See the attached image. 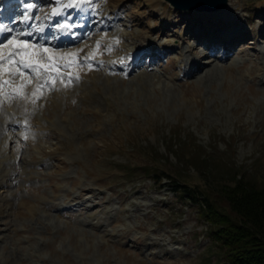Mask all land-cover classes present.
<instances>
[{
	"label": "rangeland",
	"instance_id": "374dc122",
	"mask_svg": "<svg viewBox=\"0 0 264 264\" xmlns=\"http://www.w3.org/2000/svg\"><path fill=\"white\" fill-rule=\"evenodd\" d=\"M39 1L35 28L54 8ZM228 3L229 21L165 0L86 3L84 37L49 46L76 49L55 61L79 80L63 87V68L53 73L60 88L31 107L13 100L24 123L0 126V264H227L176 185L214 193L234 175L264 186V0ZM99 35L115 42L85 61L82 47L96 49ZM154 42L169 48L146 55ZM45 43L28 45L39 53Z\"/></svg>",
	"mask_w": 264,
	"mask_h": 264
},
{
	"label": "bare ground",
	"instance_id": "6f19581e",
	"mask_svg": "<svg viewBox=\"0 0 264 264\" xmlns=\"http://www.w3.org/2000/svg\"><path fill=\"white\" fill-rule=\"evenodd\" d=\"M50 1L53 2L54 8L50 12V16H49L50 19L48 20V24H42L39 27L35 28V27H32L31 24L33 23L37 25V22H36L37 18L34 17V11L36 7L39 6L40 4L39 0H0V126H8V125L11 126V123L14 124L17 120L18 122H20V124L24 123L25 112L23 111L22 114H19L20 110L17 107L10 106L13 100L21 101L20 104L22 105V107H23V104L26 105L25 108L31 107L30 106L31 99H23V98H15V97L10 98V93L12 94L14 93L16 86H18L22 80L25 82L27 81L26 75L24 77H21L20 75H15V76L10 75L11 72L15 71L16 63L18 61L23 60L25 63L32 64L33 67L39 68V70L41 72H44L45 75L52 76L53 73H57L54 70V66L57 64L56 63L57 61H55V59L58 60V58L61 57L63 59L69 60L70 58L75 57L74 55H76L77 51L76 49L73 50V48H71L72 50H66L65 52H63L62 49H60L61 51L59 52H54L53 49L50 48L49 46H53L56 49L66 44H70L77 38L84 37L83 29L85 27H84V23L82 22V18L84 16L83 12L88 9L87 7L88 5L86 3H80L79 0H71V2L76 3L77 6L76 7H65V5L70 2V0H54V1L50 0ZM14 4H19V6L21 7V11L18 16L19 22L14 25V26L20 25L21 27L20 29L16 27L12 28V24L10 23L12 21V18H14L13 15H17V13H15L16 11H14V13L11 12V7ZM27 5H32L31 9H29ZM228 8H229V3L224 9H219L216 11L202 10V11H193V12H196L199 14H208V15L211 14V16H213L215 19H218V18L225 19L226 18V21H229V18H231L232 16L228 14L227 12V10H229ZM53 11H56L59 14L52 15ZM67 11H72V12L82 14V17H80L78 24L75 27H72L71 31H68L62 27H58L64 23H68L69 25L73 24L71 22H68L67 20L62 19L63 15H65V12ZM223 12H226L227 16H223L222 15ZM88 14H90V12ZM51 19H52V22H51ZM54 24H57V26H53ZM47 27H51L53 29L52 32H54L55 34V37L53 40L46 39L45 37L46 32H47ZM12 30L15 31L13 33H16L17 31H19L14 36V37H18L19 40L25 41L27 42V44H29L30 41L32 42V38L35 40V42H39V43H42V41H45L46 47H43V51L37 53L32 48L29 49L30 47L26 49H13V47L9 46L8 44H3L2 42L4 40L9 41L10 38L8 37V35L9 33L12 32ZM20 33H25V35H19ZM242 35H244V33ZM35 36H37V38ZM99 36H102V35H99ZM99 36L97 37L96 41L98 40L99 42L107 43L108 45L115 42L112 37H106V36L99 37ZM192 37H194L195 41H197L198 44L208 46V43L206 42L203 44L202 40L200 39V36H197V35L195 36L194 34H192ZM239 38L240 36L238 35V32L236 30H232L231 32H229V34L226 37L227 42H229V49H231L232 45H234V43ZM87 44H85L82 47L84 57L89 56V54L93 52V48L92 47L88 48ZM116 45H118V43ZM85 47H86V51H84ZM158 47H159V44H156V42H154L151 46L146 48L145 50L146 55L156 54L154 51ZM162 47L163 46H160L159 49L163 50V52L168 50L169 48L168 45H165L163 48ZM13 50L21 52L22 54L10 59L9 54ZM226 51L229 52V50H226ZM163 52H160V53H163ZM58 55L60 56L58 57ZM138 55L139 53H136V55L133 54V57L135 56L134 58H136V56ZM55 56L57 58H55ZM203 56H206V55H203ZM139 60H140L139 58L133 59V61H135L134 62L135 64H137ZM189 60L191 59L183 55V61L186 62V65L189 64ZM112 61L113 60L109 59L110 63ZM199 66L200 65L197 64L196 67L193 69L191 68V70L193 72L197 71ZM29 69L30 68H21L20 70L24 72L25 70L28 71ZM46 69H49L51 71H46ZM31 80H32V84H28V86L23 89V93H30L32 88L35 86L36 78H35L34 73H33V77L31 78ZM6 99L8 102L6 101ZM27 102H30V103H27ZM31 211H33V209H31Z\"/></svg>",
	"mask_w": 264,
	"mask_h": 264
},
{
	"label": "trees",
	"instance_id": "16d2710c",
	"mask_svg": "<svg viewBox=\"0 0 264 264\" xmlns=\"http://www.w3.org/2000/svg\"><path fill=\"white\" fill-rule=\"evenodd\" d=\"M143 171L159 177L150 167ZM225 185L214 193L187 184L178 183L176 188L182 199L197 206L199 216L210 226L211 240L223 261L264 264V186L234 175Z\"/></svg>",
	"mask_w": 264,
	"mask_h": 264
},
{
	"label": "snow or ice",
	"instance_id": "6c2138e0",
	"mask_svg": "<svg viewBox=\"0 0 264 264\" xmlns=\"http://www.w3.org/2000/svg\"><path fill=\"white\" fill-rule=\"evenodd\" d=\"M79 2L80 3H88L89 5H91L92 0H79ZM76 6H77V4L72 3L71 0L68 4L65 5V7H76ZM27 7L29 9H31L32 5H27ZM58 14L59 13L56 11H53V13H52V15H58ZM75 26L76 25H69L68 23H64L58 27H62L68 31H71V28L75 27ZM19 35H25V33H20ZM8 45L13 47V49H26L29 47L27 42L19 40L18 37H11L8 41ZM99 45H100V42L98 41L97 42V48L94 49L93 52L91 54H89V56H86L84 58L85 61L95 57L97 51L99 50ZM21 54H22L21 52L13 50L9 54V58L12 59V58H14L18 55H21ZM70 67H71V65H63V66L55 65L54 66V70L57 72L58 75H59L61 69L63 68V70L65 71V74L68 77L67 81H66L64 79L63 75H59L60 84L63 87H70L73 80H79L78 75L73 76L70 72H67V69ZM87 67L91 68V65H87ZM21 68H30L31 71L35 74V78H36L35 86L32 88L30 93H23V89L26 88L28 86V84H32V80L28 79L26 82L22 80L21 83L18 86H16L14 93L10 95V98L15 97V98L31 99V102L33 104H35L36 100L40 99V97L44 94V91L46 89H48L49 87L51 90H58L56 88L57 77L51 76V75H45V73L41 72L39 70V68L33 67L32 64L25 63L23 60L18 61L16 63L15 71L11 72L10 75L11 76L20 75L21 77H24L25 73L20 70ZM46 71H51V70L46 69ZM49 81H51V84H49Z\"/></svg>",
	"mask_w": 264,
	"mask_h": 264
},
{
	"label": "water",
	"instance_id": "95a60500",
	"mask_svg": "<svg viewBox=\"0 0 264 264\" xmlns=\"http://www.w3.org/2000/svg\"><path fill=\"white\" fill-rule=\"evenodd\" d=\"M178 10L216 11L227 6V0H165Z\"/></svg>",
	"mask_w": 264,
	"mask_h": 264
}]
</instances>
